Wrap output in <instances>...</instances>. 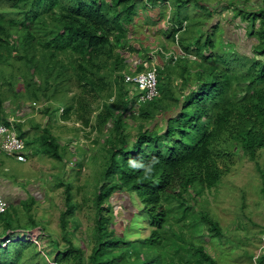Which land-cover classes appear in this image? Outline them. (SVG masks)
Returning a JSON list of instances; mask_svg holds the SVG:
<instances>
[{
    "label": "trees",
    "instance_id": "16d2710c",
    "mask_svg": "<svg viewBox=\"0 0 264 264\" xmlns=\"http://www.w3.org/2000/svg\"><path fill=\"white\" fill-rule=\"evenodd\" d=\"M140 2L144 9L154 11L161 2L167 5L171 0H0V120L10 124L3 85L22 97L16 91L19 79L33 102H38L40 94L46 99L53 83L56 92L74 79L82 92L102 100L97 121L108 137L95 194V244L86 257L72 241L69 227L77 204L71 184L66 183V209L60 216L66 244L61 248L53 241L55 249L59 248L54 258L58 264L71 257L75 264H219L204 245L176 229L175 223L193 210L188 197L217 186L232 171L235 157L258 162L264 150V0L230 5L234 17L245 23L247 35L256 41L252 54L218 49L220 25L206 29L207 19L197 20L194 25L202 28L198 35L189 41L179 36L181 49L196 58H181L173 66L159 68L161 76L166 69L169 72L159 79L160 96L135 108L124 76L132 69L128 50L139 54V72L150 60L149 52L145 53L149 48L132 45L130 38ZM173 3L177 14L171 13L163 27L173 43L183 24L189 23L190 7L206 18L217 11L204 0ZM159 17L164 19L163 11ZM76 104L78 111L91 109L74 98L65 114ZM78 120L89 124L90 118L81 114ZM131 123L137 128L133 139ZM18 134L24 138L22 132ZM49 135L41 141L43 151L61 159L59 143ZM116 194L128 195L138 212L121 226H117L111 201ZM30 200L25 205L29 225L20 220L18 208L10 211L12 203L0 215V264H42L38 261L41 253L47 256L44 247L16 237L40 227L32 215L35 199ZM175 207L181 216L172 221ZM194 220L191 225L196 231L201 232L198 227L206 224V234L222 237L218 221L208 213ZM12 243L18 245L11 248ZM253 258L255 264H264V253ZM45 263L49 264L47 259Z\"/></svg>",
    "mask_w": 264,
    "mask_h": 264
},
{
    "label": "rangeland",
    "instance_id": "374dc122",
    "mask_svg": "<svg viewBox=\"0 0 264 264\" xmlns=\"http://www.w3.org/2000/svg\"><path fill=\"white\" fill-rule=\"evenodd\" d=\"M242 1L256 4L258 0H204L205 3L217 10L210 18L195 11V6L190 7L187 11L190 14L189 23L187 22V27L180 31V37L186 41L191 40L192 36L198 35L202 29L195 26L194 22L207 19L206 29L213 28L215 24L220 25L215 43L218 49L225 51L236 49L245 54H252L256 41L247 35L245 23L234 17V11L230 7L232 2L237 5ZM244 3H242L243 6ZM225 5H229L228 8H224ZM138 7L140 15L130 29L132 45L138 47L140 44L141 46L146 45L149 48V51H145L147 54L158 47H164L167 50L172 47L173 42L165 37L163 27L168 25L167 18L171 13L177 14L173 0L167 5L161 2L154 11L144 9V3L141 2ZM172 8H174L173 12ZM162 11L165 15L164 19L159 17ZM128 51L129 67L133 68L138 61L137 52L133 49ZM140 54L143 53L140 52ZM153 56L159 64V68H168L174 65L158 53H154ZM149 58L152 59L151 56ZM18 65H20L19 61ZM7 70L11 71V68ZM168 73V69H166L163 76L158 74L159 79L167 77ZM178 81L175 69L173 82L176 84ZM16 82V91L22 94V97L19 98L15 95V90H11L8 85H3L7 112L9 117L25 113L32 116L34 124L37 125H34L33 129L31 128L29 135H37V139L32 144L31 139L24 135L28 149L34 151L33 154H29L27 162H19L0 149V159L4 161V164L0 166V176L19 188L11 191L4 183L2 185L3 193L0 194L7 196L13 204L11 212L18 208L20 220L27 225L30 224V220L25 205L31 204V198L35 199L32 215L40 227L31 228L29 234L41 236L40 240L38 238L40 245L47 251V256L54 259L59 248L55 249L53 241H58L61 248L66 244L61 229L60 216L66 209L65 184L70 183L73 198L77 204V211L69 227L73 233L72 241L76 246L83 248L85 256L88 257L95 244L94 227L97 215L95 194L105 163L103 146L108 137L106 128L97 121L102 100L94 93L82 92L83 89L74 79L72 82L67 81L62 87L60 85L59 91L56 92H54L53 83L46 99L40 94L38 102H33L29 98V92L26 90L23 80L19 79ZM74 98L90 104L91 109L88 113L81 109L78 111L76 104L67 119L64 109L72 105ZM20 102H22V106L18 104ZM81 114L83 118H90L89 124L78 120ZM67 120L69 123H66ZM0 123L4 122L0 120ZM77 123L85 128L82 129L84 130L83 134L78 132L81 127ZM131 125L129 132L133 139L137 134V128L133 123ZM46 128L51 132L45 131ZM49 133L59 143L61 159L54 158L43 151L41 141L47 135L50 136ZM263 173L264 150L260 151L258 162L252 161L248 157H235L232 171L223 177L217 186L206 188L200 195L193 196L194 198L188 197L194 208L190 211L189 217L175 223V228L184 231L188 237H193L197 244L204 245L219 264H255L256 258L253 256L258 257L264 253ZM111 201L117 216V226H121L124 220L133 218L135 213L138 214L133 210L126 194H116ZM171 204L175 205V203ZM205 213L218 221L223 230L222 237L208 235V232L206 234V224H202V229L198 227L202 230L201 232L205 231V235L193 228L191 224L195 221L194 219L202 217ZM171 215L172 221H175L181 216L180 209L175 207ZM17 245L12 243L11 248ZM1 253L2 251H0ZM47 256L41 253L38 261L42 264L45 263ZM74 262L75 260L71 257L66 261H60V264H75Z\"/></svg>",
    "mask_w": 264,
    "mask_h": 264
},
{
    "label": "built area",
    "instance_id": "2783aa9c",
    "mask_svg": "<svg viewBox=\"0 0 264 264\" xmlns=\"http://www.w3.org/2000/svg\"><path fill=\"white\" fill-rule=\"evenodd\" d=\"M187 23H184L180 31L184 30ZM176 34L175 42L170 50H163L160 48L158 50H152L149 53L152 59L143 63L145 69L142 71H137V66L139 63L134 65L130 72L124 73L125 83L130 87V97L132 100L135 99V108H137L141 103L152 101L160 96L159 91V78L158 69L159 64L154 59V53L162 54L167 60H172V63H176L179 59L190 58L195 59L196 57L185 53L179 45V33ZM0 148L9 156L15 157L20 162L28 161L27 145L25 140L19 136L14 121H10V124L0 123ZM9 208V202L0 194V215L5 213ZM17 238L20 240H31L37 243L39 246L38 236H31L25 233H18ZM8 242V241H6ZM47 261L49 264H58V262L47 256Z\"/></svg>",
    "mask_w": 264,
    "mask_h": 264
},
{
    "label": "crops",
    "instance_id": "0c3cea01",
    "mask_svg": "<svg viewBox=\"0 0 264 264\" xmlns=\"http://www.w3.org/2000/svg\"><path fill=\"white\" fill-rule=\"evenodd\" d=\"M173 47V46H172ZM172 47H170L168 50H170V49H172ZM160 48H163V50H167L166 48H164V47H158V48H156V50H158V49H160ZM137 56H139V54L137 53L136 54ZM162 55V54H161ZM162 57H165L164 55H162ZM166 58V57H165ZM141 61V59L140 58H138V61H137V63H139ZM161 62H163V61H161ZM71 115V113H69V114H65V118H67V119H69V116ZM8 120L9 121H14V124H15V127L17 128L16 130H18L17 132H22L25 136L27 135V137H29V139H31V143L33 144L34 143V141L36 142V139H37V135H35V136H31V135H29V132L31 131V128L33 129V126L34 125H37V124H34V118L32 117V116H28V113L26 114H19V115H12L11 117H9L8 118ZM69 120H67V122L66 123H69L68 122ZM63 122H65V121H63ZM77 125H79L81 128H80V130L78 131V132H80V134H83L84 133V130H82V129H85L80 123L78 124L77 123ZM45 128V127H44ZM30 129V130H29ZM24 139V138H23ZM76 139V138H75ZM26 142V141H25ZM26 145H27V153H28V156H29V154H33L34 153V151L33 150H31V149H28V144L26 143ZM1 149V148H0ZM35 154H38V153H35ZM13 157V156H12ZM15 158V157H14ZM16 159V158H15ZM18 161V160H17ZM4 161H2L1 159H0V166L2 165V164H4L3 163ZM20 162V161H19ZM27 162V161H26ZM5 183V185H6V187H9L8 189L9 190H11V191H13V190H17V189H19V188H17V187H15L8 179H5V178H3L2 176H0V193L2 192L3 193V190H4V188H3V184ZM2 195V194H1ZM4 196V195H3ZM4 198H6L7 200H8V198H7V196H4ZM8 202H9V204L11 203L9 200H8ZM19 232V231H18Z\"/></svg>",
    "mask_w": 264,
    "mask_h": 264
}]
</instances>
